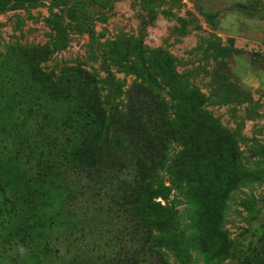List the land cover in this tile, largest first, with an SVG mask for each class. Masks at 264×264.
Wrapping results in <instances>:
<instances>
[{"label": "rangeland", "instance_id": "rangeland-1", "mask_svg": "<svg viewBox=\"0 0 264 264\" xmlns=\"http://www.w3.org/2000/svg\"><path fill=\"white\" fill-rule=\"evenodd\" d=\"M35 47L48 51L42 73L56 79L88 71L101 100L151 110L157 127L172 121L183 127L201 103L204 118L186 131L197 146L189 170L202 185L186 193L164 167L154 184L161 187L138 210L154 224L147 245L166 264H240L264 246V0H0V70L8 61L0 71V118L31 97L64 113L28 80L31 59L16 54ZM146 86L151 97L143 95ZM19 93L24 97H14ZM169 103L178 109L169 113ZM99 192L76 207L81 213L71 223L59 220L65 230H78L71 244L61 241L56 257L41 255L42 245L29 248L25 239L34 229L21 216L0 234V264H110L108 246L92 254L79 243L90 230L111 238L124 230L139 252L143 234L129 235L124 221L105 210L109 191ZM36 206L44 207L22 204L30 214ZM143 251L142 264H157Z\"/></svg>", "mask_w": 264, "mask_h": 264}, {"label": "trees", "instance_id": "trees-1", "mask_svg": "<svg viewBox=\"0 0 264 264\" xmlns=\"http://www.w3.org/2000/svg\"><path fill=\"white\" fill-rule=\"evenodd\" d=\"M17 51L20 59H31L28 80L51 93L64 106V113L52 112L31 97L30 103H14L12 110L0 118V234L10 230L22 216L23 225L34 229L33 235L27 234L25 239L29 248L42 245L41 255L56 257L61 241L71 244V231L78 230V225L65 230L59 220L71 223L81 213L76 207L92 193L109 191V199L103 198L106 212L124 221L129 235L132 229L140 237L143 234L146 243L136 251L137 243L130 245L124 230L112 238L106 231L95 230L92 234L90 230L79 243L92 254L105 252L108 246L105 258L110 264H142L143 250L151 262L166 264L163 253L155 245H147L154 224L138 210H145L151 194L161 187L155 188L154 184L164 167L174 182L185 183L186 193L202 185L189 170L197 146L186 131L189 123L204 118L201 103L195 105L194 118L183 127L173 121L157 127L151 124V110L133 103L118 109L101 100V90L92 73L76 69L66 73L68 77L53 79L39 68L48 55L45 48ZM6 64L0 71L6 69ZM143 95L151 97V89L146 86ZM74 99L80 102L74 103ZM153 104L157 107L160 103ZM166 106L169 113L178 109L176 103ZM122 137L127 138L128 146ZM32 203L44 207L36 206L30 214L22 204ZM49 234L59 236L51 239L53 235L48 237ZM240 264H264V246L256 247Z\"/></svg>", "mask_w": 264, "mask_h": 264}]
</instances>
